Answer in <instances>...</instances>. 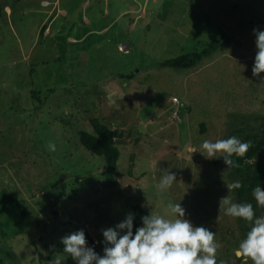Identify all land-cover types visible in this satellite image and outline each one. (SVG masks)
<instances>
[{
  "label": "rangeland",
  "instance_id": "374dc122",
  "mask_svg": "<svg viewBox=\"0 0 264 264\" xmlns=\"http://www.w3.org/2000/svg\"><path fill=\"white\" fill-rule=\"evenodd\" d=\"M48 1L0 0V264H75L61 238L83 227L103 256L102 229L133 206L174 219L168 203L216 233L218 264H238L223 242L235 219L219 212L235 202L227 167L200 145L264 117V72L252 74L264 0ZM213 40L188 68L161 64ZM92 117L120 135L114 184L78 140ZM165 172L176 181L160 190Z\"/></svg>",
  "mask_w": 264,
  "mask_h": 264
},
{
  "label": "clouds",
  "instance_id": "9594fccd",
  "mask_svg": "<svg viewBox=\"0 0 264 264\" xmlns=\"http://www.w3.org/2000/svg\"><path fill=\"white\" fill-rule=\"evenodd\" d=\"M256 54L252 68L253 76L264 72V30H253ZM200 151L207 158L222 157L225 165L239 167L233 156L243 157L251 147V142H242L236 136L218 139L215 142L204 139ZM50 151L56 150L54 142H49ZM195 152V150H193ZM176 181L175 173L165 172L159 181V189L166 190ZM242 187L240 181L227 184L228 191ZM252 195L261 207H264V188L257 185ZM173 218L150 212L141 217L142 226L133 234L134 214L129 213L125 219L115 225L102 229L105 247L103 256L93 247L87 245L83 229L72 232L61 238L63 252L70 256L75 264H218L216 233L203 226L195 227L185 219V209L180 203H168ZM219 212L234 218H243L252 227L246 238L239 242L234 254L243 259L244 264H264V215L256 217L251 203L233 202L227 195L219 200ZM126 230V232H125ZM124 233V234H122ZM51 264H62L60 257ZM219 264H227L220 260Z\"/></svg>",
  "mask_w": 264,
  "mask_h": 264
},
{
  "label": "trees",
  "instance_id": "16d2710c",
  "mask_svg": "<svg viewBox=\"0 0 264 264\" xmlns=\"http://www.w3.org/2000/svg\"><path fill=\"white\" fill-rule=\"evenodd\" d=\"M20 1V0H14ZM44 1V0H43ZM4 8L0 6V12H3ZM46 24H42L39 29V33L43 35ZM215 40L211 41L206 48L200 51H192L190 53L181 54L174 58L166 59L161 62L162 65H169L177 68H188L197 63L204 55H208L215 49ZM255 122V121H254ZM257 127L251 126L249 123L245 125H238L232 131L225 136L227 139L233 136V133L241 135L242 142H251V147L243 157L233 156L232 159L237 162L239 167H227V175H229L230 184L235 181H240L242 187L233 190V197L236 203H251L253 205L256 217L264 215V207H261L255 201L252 191L260 185L264 188V117L260 122H256ZM92 131L78 130V140L80 144L88 151L97 155H102L105 159V168L102 171V175L106 178L107 182L114 184L116 181L117 173V161L120 155V150L117 146L116 139L120 136L119 132L115 128H111L102 123L98 117H92L90 119ZM201 129L204 131L203 126ZM255 130V131H254ZM130 171V170H129ZM222 175V174H221ZM132 214H134L133 221V234H135L136 228L140 227L139 219L148 215L140 206L132 207ZM235 228H230L231 233L228 239H224L223 242L232 241L231 256L234 255L233 260L238 264H243V259H238L234 250L238 247L239 242L246 238L247 232L251 229L252 225L243 218H234ZM237 224V225H236ZM87 240L94 244V241L88 231L83 227ZM222 243V241H221ZM235 247V249H234ZM230 261L229 263H231ZM249 263V262H248Z\"/></svg>",
  "mask_w": 264,
  "mask_h": 264
},
{
  "label": "crops",
  "instance_id": "0c3cea01",
  "mask_svg": "<svg viewBox=\"0 0 264 264\" xmlns=\"http://www.w3.org/2000/svg\"><path fill=\"white\" fill-rule=\"evenodd\" d=\"M45 1L49 3L48 0H44V1L41 0V2L43 3V5H46V4L44 3ZM48 3H47V4H48ZM8 10H9V8H8L7 6H5V7H4V11H5L6 14H7ZM46 28H47V27H46ZM46 28H45V29H46ZM124 44H125V43H124ZM118 46H119V45H118ZM125 46H126V44H125ZM119 49H120V46H119Z\"/></svg>",
  "mask_w": 264,
  "mask_h": 264
},
{
  "label": "built area",
  "instance_id": "2783aa9c",
  "mask_svg": "<svg viewBox=\"0 0 264 264\" xmlns=\"http://www.w3.org/2000/svg\"><path fill=\"white\" fill-rule=\"evenodd\" d=\"M44 3L47 4L48 2L45 1Z\"/></svg>",
  "mask_w": 264,
  "mask_h": 264
}]
</instances>
